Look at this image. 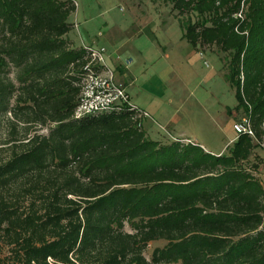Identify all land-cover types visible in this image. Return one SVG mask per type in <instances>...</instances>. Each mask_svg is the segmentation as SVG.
<instances>
[{
    "label": "trees",
    "instance_id": "1",
    "mask_svg": "<svg viewBox=\"0 0 264 264\" xmlns=\"http://www.w3.org/2000/svg\"><path fill=\"white\" fill-rule=\"evenodd\" d=\"M165 1L223 55L255 135L214 155L152 140L133 111L75 118L77 4L0 0V115L22 124L0 144V264H264V0Z\"/></svg>",
    "mask_w": 264,
    "mask_h": 264
},
{
    "label": "rangeland",
    "instance_id": "2",
    "mask_svg": "<svg viewBox=\"0 0 264 264\" xmlns=\"http://www.w3.org/2000/svg\"><path fill=\"white\" fill-rule=\"evenodd\" d=\"M74 1L78 8L70 17L74 26L68 39L75 47H105L113 68L112 60L125 67L132 60L127 67L131 100L138 106L144 99L148 110L151 104L157 122L147 131L149 138L161 143L177 141L173 137L191 139L209 151L228 153L227 144L236 135L234 117L245 114L238 110L236 88L228 80L222 54L212 47L194 50L165 0ZM114 33L121 36L117 43L110 40ZM11 125L22 124L13 122L10 113L1 114L0 144L8 139ZM37 129L48 132L47 127ZM252 159L260 163L257 174L264 182V147ZM164 245V241L151 243L146 256Z\"/></svg>",
    "mask_w": 264,
    "mask_h": 264
},
{
    "label": "built area",
    "instance_id": "3",
    "mask_svg": "<svg viewBox=\"0 0 264 264\" xmlns=\"http://www.w3.org/2000/svg\"><path fill=\"white\" fill-rule=\"evenodd\" d=\"M90 55V61L83 67L81 93L75 110V118L80 119L90 115L105 113H122L133 111L136 114L138 126L150 114L135 105L128 92L125 81L117 68L108 64L107 49L105 47H84ZM132 60L125 64L128 67ZM234 131L239 137L242 134L254 136L250 118L244 116L233 124Z\"/></svg>",
    "mask_w": 264,
    "mask_h": 264
},
{
    "label": "crops",
    "instance_id": "4",
    "mask_svg": "<svg viewBox=\"0 0 264 264\" xmlns=\"http://www.w3.org/2000/svg\"><path fill=\"white\" fill-rule=\"evenodd\" d=\"M121 39V36L120 35H116V33H114V34H111L110 35V40L113 42V41H115L116 43H117V41H119ZM193 47V46H192ZM195 50V49H194ZM197 51V50H196ZM112 62H113V64L115 65L114 66V68H117L118 70H119V73L121 74V79L123 80V81H125V83L127 84V87L129 88V87H131V76H130V72H129V69L128 68H125L123 65H118V63H117V61H115V60H112ZM131 96V95H130ZM138 104L139 105H141V106H139L140 108H142L143 110H145L146 112H148L149 114H150V117L149 118H146L144 121H143V128H144V130H146V131H149L150 130V128L154 125V124H156L157 122L155 121V119H154V117L152 116V114H151V110H152V105L150 104V106H149V108H150V110H148V105H146L145 104V100L144 99H142L141 98V102H138ZM145 107V108H144ZM156 110V109H155ZM230 115H232L233 116V112H230ZM170 119V118H169ZM238 119H235V117H234V120H233V122H232V128H233V124L237 121ZM172 123V121H169V124H171ZM233 130H234V128H233ZM236 133V132H235ZM237 138H238V136H237V134L236 135H234L233 137H232V139L229 141V143L227 144L228 145V147L229 146H231V145H233V143L237 140ZM173 139H175V140H180V141H188V142H190V143H193V144H195L194 143V141H192L191 139H179V138H176V137H173ZM230 144V145H229ZM202 147L207 151V152H210V153H212V154H214V155H220V154H223V150H221V151H219V152H214V151H209L206 147H204L203 145H202ZM227 147V148H228Z\"/></svg>",
    "mask_w": 264,
    "mask_h": 264
}]
</instances>
